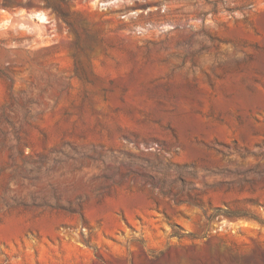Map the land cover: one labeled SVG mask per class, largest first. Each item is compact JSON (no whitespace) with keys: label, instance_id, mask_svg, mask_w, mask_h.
Segmentation results:
<instances>
[{"label":"rangeland","instance_id":"374dc122","mask_svg":"<svg viewBox=\"0 0 264 264\" xmlns=\"http://www.w3.org/2000/svg\"><path fill=\"white\" fill-rule=\"evenodd\" d=\"M0 0V264H264V0Z\"/></svg>","mask_w":264,"mask_h":264},{"label":"trees","instance_id":"16d2710c","mask_svg":"<svg viewBox=\"0 0 264 264\" xmlns=\"http://www.w3.org/2000/svg\"><path fill=\"white\" fill-rule=\"evenodd\" d=\"M41 1H43L48 8H51L54 12L60 15L59 12H57L56 8L52 5L50 0H41Z\"/></svg>","mask_w":264,"mask_h":264}]
</instances>
